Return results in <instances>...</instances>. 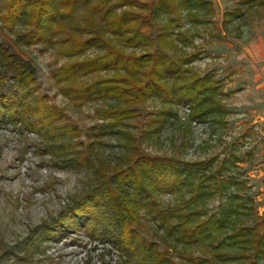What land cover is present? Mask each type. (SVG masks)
<instances>
[{
    "label": "rangeland",
    "instance_id": "obj_1",
    "mask_svg": "<svg viewBox=\"0 0 264 264\" xmlns=\"http://www.w3.org/2000/svg\"><path fill=\"white\" fill-rule=\"evenodd\" d=\"M8 1L0 0V11ZM120 1L111 0L113 13L132 10L142 18L150 17L155 27L143 26L141 31L150 37L151 44L135 49L121 47L118 38L107 31L101 33L102 38L126 54L141 55L157 48L156 26L167 19L161 15L152 20L150 10L159 0H129L125 6ZM240 1L206 0L209 2L206 7L193 12L181 9L170 15L176 22L169 30L178 39L181 36L189 39L184 44L175 36L164 39L169 44L167 53L187 56L190 60L187 67L195 75L215 76L227 114L224 124L218 115L200 121L194 119L188 106H173L176 117L158 132L156 117L149 112L160 108L159 101L137 106L140 112L137 116L128 119L120 129H110L104 118L113 100L80 104L64 95L61 89L64 84L58 83L53 75L63 65L104 53L105 50L91 47L78 57L68 56L79 41L90 37L89 29L95 27V21L106 27L100 15L93 21L89 15L91 5L98 0L81 3L71 18L54 24L46 33V42L24 44L18 35L29 26L20 24L15 30L4 29L0 20V41L9 43L32 63L40 86L38 93L47 95L48 103L63 111L65 118L60 124L72 129L65 140L56 142L58 146L71 143V147L56 156L41 135L12 123L0 126V264H120L119 252L110 241L103 243L92 238L83 228L54 235H48L47 228L93 189L102 172L135 154L204 162L208 166L207 175L234 181L228 184V190H216L205 201L207 213L222 214L229 196L235 193L252 207L241 215L244 225L264 230V6L245 7ZM53 5L57 12L64 10L57 1ZM238 6L241 15L230 16ZM227 16L229 21H225ZM56 27L63 29L53 35ZM91 81V77L75 79L78 86ZM5 89L13 91L11 81ZM58 156L68 161L63 162ZM222 165L220 174L218 169ZM189 197L187 189L183 195H157L164 208L182 204ZM140 213L144 236L157 242L160 250L167 251L174 264H206V260H210L209 264H245L235 255L226 261L215 260L209 247L203 244H178L168 238L159 222L145 217L143 210ZM261 261L264 264V259Z\"/></svg>",
    "mask_w": 264,
    "mask_h": 264
},
{
    "label": "trees",
    "instance_id": "obj_2",
    "mask_svg": "<svg viewBox=\"0 0 264 264\" xmlns=\"http://www.w3.org/2000/svg\"><path fill=\"white\" fill-rule=\"evenodd\" d=\"M55 1L64 8L63 11L57 12L53 5ZM89 2L9 0L0 11V20L4 29L15 30L20 24L29 26L18 35V40L24 44L46 42V33L54 24L71 18L78 5ZM110 2L98 0L91 5L89 15L92 21L96 20V15H100L106 27L95 21V27L89 29L90 37L79 41L68 56L78 57L91 47L105 50L104 53L63 65L53 74L58 83L64 84L61 87L64 95L80 104L113 100L104 118L107 120L105 126L110 129H120L128 119L140 113L137 106L156 100L160 108L149 112V115L156 117L155 122L159 124L155 130L157 132L176 117L173 106H188L194 113V119L200 121L218 115L224 124L227 109L220 99L223 92L218 80L209 73L195 75L190 72L187 56L177 57L167 53L169 44L164 42V39L170 40L173 36L183 44L189 39L184 36L178 39V35L169 30L176 22V19L169 18L171 14L181 9L193 12L206 7L209 2L159 0L154 9L149 10L153 21L161 15L167 17L162 25L156 26L155 40L159 46H164L157 45V48L141 55L126 54L116 44L102 38L101 33L107 31L118 38L117 43L121 47H148L150 37L141 31V27H155H152L150 17L142 18L132 10L115 14ZM118 3L121 6L129 5V0ZM240 3L245 7L255 4L264 6V0H241ZM240 9L238 6L229 15H241ZM225 21H229V16ZM62 29L56 27L53 35L59 34ZM78 77H91L92 81L78 86L75 82ZM9 81L13 86L12 92L5 89ZM39 90L32 63L20 56L9 43L0 41V126L12 123L41 135L48 142L52 154L57 156L71 147V143L58 146L56 142L65 140L72 129L60 124L65 114L49 104L47 95L39 94ZM60 158L63 162L68 161L64 156ZM114 164L112 169L99 175L98 183L89 193L61 213L56 224L48 225V235L83 228L92 238L103 243L112 242L119 252L120 264H174L167 251L160 250L157 242L144 236L141 224L143 215L140 213L143 210L145 217L159 222V226L166 229L168 238L178 244H203L209 247L211 258L215 260L226 261L235 255L245 264H262L264 230L244 225L241 215L252 207L241 196L231 194L222 214H208L205 208V201L216 190H228V184L234 181L220 180L215 174L207 175L208 166L204 162H180L160 156L135 154ZM222 167L218 169L220 174ZM185 189L190 197L175 207L164 208L157 199L159 193L183 195ZM209 261L204 262L209 264Z\"/></svg>",
    "mask_w": 264,
    "mask_h": 264
}]
</instances>
